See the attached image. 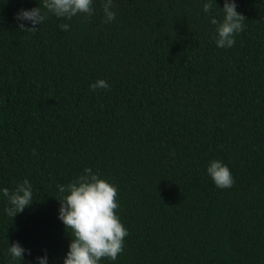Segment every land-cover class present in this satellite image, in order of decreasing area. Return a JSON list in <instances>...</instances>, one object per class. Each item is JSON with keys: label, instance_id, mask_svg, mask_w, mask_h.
I'll return each mask as SVG.
<instances>
[{"label": "trees", "instance_id": "trees-1", "mask_svg": "<svg viewBox=\"0 0 264 264\" xmlns=\"http://www.w3.org/2000/svg\"><path fill=\"white\" fill-rule=\"evenodd\" d=\"M205 2L114 0L104 23L93 0L92 17L49 14L33 33L16 14L43 0H0V264L45 251L63 264L58 186L85 168L117 186L129 232L101 264H264V0H236L246 20L231 48L210 22L224 0L211 15ZM100 79L110 87L92 91ZM212 160L233 187L215 186ZM25 179L34 200L12 220L2 189ZM14 241L31 250L21 262Z\"/></svg>", "mask_w": 264, "mask_h": 264}, {"label": "clouds", "instance_id": "clouds-1", "mask_svg": "<svg viewBox=\"0 0 264 264\" xmlns=\"http://www.w3.org/2000/svg\"><path fill=\"white\" fill-rule=\"evenodd\" d=\"M216 4V3H215ZM114 0H102L104 23L115 20ZM213 0H206L203 11L211 15ZM224 16L222 21L212 18L210 22L216 25L215 43L219 48H231L236 44V35L244 31L246 17L237 11L236 0H224L223 8H219ZM49 14L66 21L83 14L87 18L95 14L93 0H43L42 6L30 10L21 9L16 14L20 31L36 32L44 23ZM23 21L30 22L31 27ZM60 31L70 30V24L58 25ZM106 80L100 79L90 85V89H108ZM33 155L36 150L33 149ZM207 173L215 186L220 189L231 188L235 184L230 168L220 160L210 161ZM60 193L65 194L59 200L58 219L62 221L66 232L70 235L69 250L63 264H101L104 259L116 261L124 251L125 238L129 235L127 227L121 222L119 215V189L101 174L94 173L91 168H85L83 174L77 176L67 185H59ZM7 198L9 207L6 214L13 218L22 213L33 202L31 183L25 179L18 184L15 190L2 189ZM70 230V231H69ZM15 261H22L25 249L18 241H14L8 249ZM38 264H48V257L38 256Z\"/></svg>", "mask_w": 264, "mask_h": 264}]
</instances>
